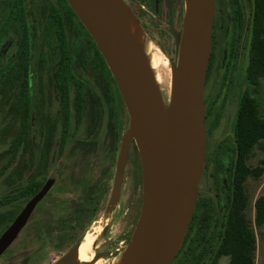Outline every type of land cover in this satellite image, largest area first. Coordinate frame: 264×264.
Listing matches in <instances>:
<instances>
[{
    "label": "flooded vegetation",
    "instance_id": "1",
    "mask_svg": "<svg viewBox=\"0 0 264 264\" xmlns=\"http://www.w3.org/2000/svg\"><path fill=\"white\" fill-rule=\"evenodd\" d=\"M123 1L138 21L142 37L153 43L171 64H176L179 57L178 40L181 42L184 30L185 1ZM215 4L212 53L205 84L206 164L199 184V199L194 217L184 243L172 264H220L222 258L216 262V252L223 241L227 216L231 214L235 204L237 152L234 140L231 144L223 137L221 128L223 112L221 113V111L223 104L226 101L228 104L233 91L237 90L238 82L243 76L242 73L245 71L246 74L251 42V0H229L232 13L229 24L233 32L229 44L228 42L223 44V39L226 37L222 39L220 37L221 34L227 33L228 27L225 28L227 30H224L220 21L219 0H215ZM53 7L58 9L63 16L70 54L73 59V72L75 78L83 85V112L80 118L76 116L74 98L78 90L73 84L71 86L73 98L71 117L70 122L65 124L62 103L58 91L52 83L58 98L61 115L58 163L55 166L51 163V137L46 138L47 141L41 150L37 163H20L30 140L33 120L32 98L35 84L32 68L33 45L28 75V99H25L21 92L25 85V77L18 79L15 85L10 80L12 66L16 59L13 61L6 79L11 85V92L18 104L15 111L22 116L19 131L13 144L19 138L27 115L29 124L26 142H23L20 148L12 154V162L6 166V168H13L12 179L3 181L0 185V241L9 228L18 221L29 203L48 184H52V186L37 204L16 239L0 255V264H23L22 262L29 257L27 251L40 250L39 245L55 250L62 249V256L59 258L61 261L70 252L78 249L85 238L90 235L95 236L97 229L103 223L105 213L108 211L111 213V219H107L103 235H96L98 240L93 251L95 258L88 264H98L100 261L111 264L119 257L117 253L128 248L140 219L144 192L140 153L135 141H132L122 178L117 183L118 162L125 138L121 139V132L129 128L130 117L107 64L105 67L98 55V48L96 49L97 46L93 38L87 34L88 41L90 45H93L92 48L95 51L94 60L98 62L96 64L98 69L104 66L109 71V76L113 81L114 87L111 85L113 88L112 102L114 107H117L116 118L118 117L119 123L107 125L105 103L97 97L95 102L100 114L95 123V137L92 135L87 142L81 141L85 148L80 151L82 152L80 163L69 165L67 170L59 172L62 165L68 166V164H62L64 156L69 146L77 141L78 134L85 123L87 95L90 96L91 91L75 72L76 57L71 49L67 25L69 21L76 19L67 15L66 7L61 6L59 0L53 4L51 9ZM234 9L242 11L241 23L237 16H234ZM49 27H52L53 30V21ZM54 44L56 45L58 61V41L55 35ZM220 47L224 48L223 56L221 55L222 52H217ZM217 54L221 55L219 60H217ZM45 63L46 57L43 55L40 58L41 71L45 69ZM55 71L56 68L54 74ZM242 94L243 92H241ZM113 113L111 112V114ZM110 133L112 144L105 148L100 147V140ZM4 171L5 169L1 171L0 177ZM60 182L63 186L59 184ZM248 182L246 183L247 193ZM212 203L216 205L220 218L210 222L207 216L210 215ZM79 262V258H77L73 264Z\"/></svg>",
    "mask_w": 264,
    "mask_h": 264
},
{
    "label": "water",
    "instance_id": "2",
    "mask_svg": "<svg viewBox=\"0 0 264 264\" xmlns=\"http://www.w3.org/2000/svg\"><path fill=\"white\" fill-rule=\"evenodd\" d=\"M93 38L123 98L130 117L118 162L122 178L132 141L143 169V205L124 254V264H172L178 255L199 199L206 164L205 84L212 53L215 0H184L180 54L171 64L172 96L164 119L160 99L141 45L131 37L128 20L142 33L123 0H66ZM48 184L3 235L0 255L16 239ZM78 249L57 264H73Z\"/></svg>",
    "mask_w": 264,
    "mask_h": 264
},
{
    "label": "rangeland",
    "instance_id": "3",
    "mask_svg": "<svg viewBox=\"0 0 264 264\" xmlns=\"http://www.w3.org/2000/svg\"><path fill=\"white\" fill-rule=\"evenodd\" d=\"M10 0H3L0 7V155L7 151L13 144L18 131L20 121L22 116L16 112L17 102L13 97L11 92V85L6 79L9 75V68L13 64L16 57L17 46L19 44L20 33L14 32L12 30H5L4 25L8 14V4ZM58 0H25L26 14L28 18L29 25L31 27V36L33 39V78H34V93L32 98L33 107V120L31 127V136L29 143L27 145L26 152L22 157L20 163L34 164L38 162L41 154V150L47 141V137H51L50 146L52 149L51 163L55 166L58 163L59 158V145L61 141V115L60 106L58 98L54 87L52 86V79L54 70L56 68L57 53L56 45L54 44V35L50 20V9L54 3ZM219 15L220 21L224 30L228 27L227 33L221 34V39H223V44L229 42L232 39V28L229 23H231L232 13L230 10L229 0H219ZM49 27V29H47ZM68 33L71 43V49L76 57L75 62V72L78 77L87 85L88 89L91 91L90 96L87 95V108L85 112V123L82 126L78 139L72 143L67 153L64 156V161L62 164H68V166L60 168L61 170H67L69 165L78 164L81 162V149L85 148L81 143L90 140L92 135L94 136L95 123L97 116L100 114L98 112L97 103L95 100L101 98L105 103L106 108V121L107 125L110 123L114 125L119 123L117 116V107H114L112 102L113 95V81L109 76V71L103 66L98 69L97 63L94 60V49L93 45H90L87 37V32L83 28V25L79 21H69L68 22ZM143 41L151 43L143 39ZM156 49L157 47L151 43ZM227 44V46H228ZM159 50V49H158ZM222 52L224 48L220 47L217 52ZM228 51V50H227ZM161 52V51H160ZM180 54V49H179ZM46 57L45 69L41 71L40 58L42 56ZM220 54H217V60L220 59ZM229 55V52H228ZM164 56V55H163ZM165 59H167L164 56ZM168 60V59H167ZM169 68L171 72V89L170 94L167 97V109L169 108L172 96V70L171 63L168 60ZM242 77L239 80V85L237 90L233 91L230 98V102L227 101L223 104V109L221 111L223 117L221 116V128L223 131V137L228 143L232 144L234 140V128L237 120L238 103L241 97V92H244L249 88L246 82L245 71L242 73ZM240 93V95H239ZM257 100L262 105V113L264 116V82L262 87L259 89L258 94H256ZM227 104V106H226ZM111 112H114L111 114ZM130 128V125H129ZM129 128L121 132V139L126 136L129 132ZM95 137V136H94ZM100 147L105 148L112 144L111 133L107 134L102 140H100ZM117 142V141H116ZM120 142V141H119ZM92 147V146H91ZM9 157L6 160H0V173L4 171L2 177H0V185L3 181L11 180L13 174V168L6 166L9 164ZM261 160H264V152H257L256 156L250 161L251 166H257ZM62 185V183H59ZM63 186V185H62ZM264 188V175L261 179L249 180L248 182V194L250 196V206L248 215L249 217H254V202L255 200L263 194ZM210 215L207 216L208 220H218L220 215H218V209L214 203L211 204L209 211ZM103 218V223L100 228L97 229L96 235H103L104 226L107 219H111V213L108 211L105 213ZM210 229V228H209ZM264 232V229H263ZM44 245H39L40 250L32 252L33 250L27 251L29 257L22 262L23 264H57L59 258L62 256L63 250H55L51 247H43ZM126 248L117 253V256H124ZM95 258V257H94ZM93 258V259H94ZM264 261V240L258 239V251L256 255V264H263ZM106 261H100L99 264H109ZM118 257L114 263L117 264ZM78 264H82L79 262ZM220 264H229L228 258H222Z\"/></svg>",
    "mask_w": 264,
    "mask_h": 264
},
{
    "label": "trees",
    "instance_id": "4",
    "mask_svg": "<svg viewBox=\"0 0 264 264\" xmlns=\"http://www.w3.org/2000/svg\"><path fill=\"white\" fill-rule=\"evenodd\" d=\"M59 1L61 6L66 7L68 16L79 20L66 0ZM2 2L3 0H0V7ZM233 12L241 23L243 18L242 11L234 9ZM7 15L3 27L4 31L12 30L20 33L15 57L16 61L12 66L10 80L15 85L18 79L25 77V85L21 92L23 97L28 99V75L33 40L26 14L25 0H10ZM50 20L53 21V31L58 41L59 51L52 83L58 91L64 111L65 124H67L70 122L73 99L71 86L74 84L78 90L74 98V107L76 116L80 118L83 112V85L75 78L73 59L70 54L63 16L55 7L51 9ZM250 22L251 42L245 79L249 88L243 92L239 99L237 120L233 134L237 152V161L235 163V204L231 214L227 216L223 241L216 252V262L220 258H228L229 264H256L258 239L264 240V188L263 194L254 202L253 218L248 215L250 196L246 191L248 180L257 181L264 175V160H261L255 167L249 164L257 152H264V116L262 105L256 98V94H258L264 82V0H251ZM83 28L85 29L84 26ZM87 34L89 35L88 32ZM97 52L106 67L102 54L98 49ZM28 124L27 115L19 138L7 151L0 155V160H6L9 157V164L12 162V154L20 148L23 142H26Z\"/></svg>",
    "mask_w": 264,
    "mask_h": 264
},
{
    "label": "bare ground",
    "instance_id": "5",
    "mask_svg": "<svg viewBox=\"0 0 264 264\" xmlns=\"http://www.w3.org/2000/svg\"><path fill=\"white\" fill-rule=\"evenodd\" d=\"M128 27L133 40L137 41L141 45L143 54L148 63V67L153 74V80L160 99L163 116L166 120L167 97L169 96L171 89V72L168 60L165 59L163 54L151 43H147L142 40L138 27L132 20H128ZM97 240L98 238L96 236L90 235L88 236V238H85L80 244L78 253L79 261L82 264H88L93 261V251L95 249ZM117 264H124V256L118 257Z\"/></svg>",
    "mask_w": 264,
    "mask_h": 264
}]
</instances>
